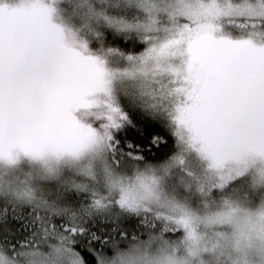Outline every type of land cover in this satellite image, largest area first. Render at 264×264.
I'll list each match as a JSON object with an SVG mask.
<instances>
[{
	"label": "snow or ice",
	"instance_id": "6c2138e0",
	"mask_svg": "<svg viewBox=\"0 0 264 264\" xmlns=\"http://www.w3.org/2000/svg\"><path fill=\"white\" fill-rule=\"evenodd\" d=\"M249 172L264 186V0H0V264H248L224 190Z\"/></svg>",
	"mask_w": 264,
	"mask_h": 264
},
{
	"label": "clouds",
	"instance_id": "9594fccd",
	"mask_svg": "<svg viewBox=\"0 0 264 264\" xmlns=\"http://www.w3.org/2000/svg\"><path fill=\"white\" fill-rule=\"evenodd\" d=\"M249 178V187L252 191H264V186H258L257 188H252V174L249 172L247 174ZM234 201L238 207L241 209V212L238 213L240 217L237 225L234 227L241 232L250 235L252 247L247 249L248 264H264V221H258L255 214L258 213L262 208H264V200H257L254 204L247 203L239 197H228ZM246 214H252V219L246 216ZM251 229V231H249ZM233 228H230L231 232ZM159 245L154 244L152 250H150V255L152 257L159 256ZM177 256L183 258L185 256L184 250L177 249ZM231 255L233 257L237 256L238 253L233 249L231 250ZM205 264H232V261L228 259L227 256L220 258L219 260L213 254L205 253L204 254ZM20 264H27V258H21Z\"/></svg>",
	"mask_w": 264,
	"mask_h": 264
},
{
	"label": "rangeland",
	"instance_id": "374dc122",
	"mask_svg": "<svg viewBox=\"0 0 264 264\" xmlns=\"http://www.w3.org/2000/svg\"><path fill=\"white\" fill-rule=\"evenodd\" d=\"M197 175L206 180L212 181L216 177V172L210 169L206 163H201L196 168ZM226 193V194H225ZM247 194V195H246ZM225 197H239L247 203H255L257 200H264V191H252L249 187V178L244 176L237 178L224 190Z\"/></svg>",
	"mask_w": 264,
	"mask_h": 264
},
{
	"label": "trees",
	"instance_id": "16d2710c",
	"mask_svg": "<svg viewBox=\"0 0 264 264\" xmlns=\"http://www.w3.org/2000/svg\"><path fill=\"white\" fill-rule=\"evenodd\" d=\"M109 40L114 44V46H119L125 51H142L143 45L137 41L135 44H133L132 41H125L123 38L117 37L115 41H112V38L109 37ZM162 132V129L159 125H149L148 126V132L146 133V136H148L151 133H160ZM166 144L167 146L162 145L161 148L158 150L157 153V159L153 160L151 157L149 158L151 162L153 163H164L168 159L171 158L172 155L175 154L177 151L175 149V140L171 136H165ZM226 194V193H225ZM175 236L176 234H172Z\"/></svg>",
	"mask_w": 264,
	"mask_h": 264
}]
</instances>
